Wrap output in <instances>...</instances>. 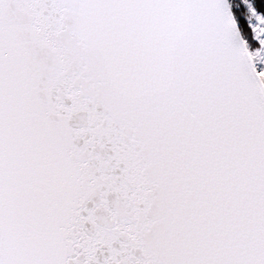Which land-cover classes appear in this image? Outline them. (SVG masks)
<instances>
[{
  "label": "snow or ice",
  "instance_id": "1",
  "mask_svg": "<svg viewBox=\"0 0 264 264\" xmlns=\"http://www.w3.org/2000/svg\"><path fill=\"white\" fill-rule=\"evenodd\" d=\"M0 264H264V0H0Z\"/></svg>",
  "mask_w": 264,
  "mask_h": 264
}]
</instances>
